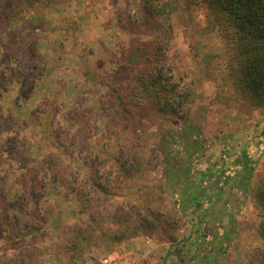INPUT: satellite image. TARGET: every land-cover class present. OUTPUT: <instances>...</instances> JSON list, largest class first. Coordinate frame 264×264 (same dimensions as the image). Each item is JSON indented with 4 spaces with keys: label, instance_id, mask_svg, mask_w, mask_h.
<instances>
[{
    "label": "rangeland",
    "instance_id": "obj_1",
    "mask_svg": "<svg viewBox=\"0 0 264 264\" xmlns=\"http://www.w3.org/2000/svg\"><path fill=\"white\" fill-rule=\"evenodd\" d=\"M28 18L44 23L42 70L31 92L0 88V264H175L186 239L230 253L227 264H264V112L235 93L206 5L180 0L170 48L157 54L142 0H69ZM162 58L180 85L191 82L178 114L139 87ZM242 150L253 160L245 189ZM90 216L127 237L77 250L70 226Z\"/></svg>",
    "mask_w": 264,
    "mask_h": 264
},
{
    "label": "trees",
    "instance_id": "obj_2",
    "mask_svg": "<svg viewBox=\"0 0 264 264\" xmlns=\"http://www.w3.org/2000/svg\"><path fill=\"white\" fill-rule=\"evenodd\" d=\"M68 1L0 0V88L3 91H7L11 83H16L19 94L24 90L31 92L36 84L35 77H39L42 70L43 61L35 32L45 30L44 23L41 20L35 23L28 15L33 13L40 16L45 10L64 6ZM179 1L142 0L146 17L152 21V28L158 33L153 48L156 54L162 48H170L172 31L170 14ZM184 2H200L206 5L210 21L225 38L229 49L226 70L232 78L235 93L264 112V0H184ZM152 63L154 61H151ZM166 66V58L155 61L151 69L147 68L143 72L139 87L148 95H154L159 112L173 115L178 114L193 101L192 89L191 82L180 85L184 76L178 74L176 81L174 73ZM252 164L253 160L247 156L246 150H242L239 165L243 180L238 184L240 189H245L249 185L247 179L252 174ZM163 172L172 184H179L177 176L171 173V169L164 168ZM182 173H187L186 167ZM180 184L182 186L179 188L180 193L182 190L186 191V186ZM103 188L108 192L105 187ZM203 191L201 188L199 193ZM199 193L190 200L196 202ZM258 197L264 201V182L260 185ZM8 205L15 206L12 203ZM195 206L199 208L200 204L196 202ZM34 212L37 210L34 209ZM88 219L85 227L76 224L70 226L72 231L70 245H74L81 252L94 248L105 240L117 242L127 237L116 235L115 230L110 227L102 228L93 216ZM24 230L23 234L35 232L38 230V224L32 223ZM259 236L264 240V217L259 223ZM26 264L36 263L30 260Z\"/></svg>",
    "mask_w": 264,
    "mask_h": 264
},
{
    "label": "crops",
    "instance_id": "obj_3",
    "mask_svg": "<svg viewBox=\"0 0 264 264\" xmlns=\"http://www.w3.org/2000/svg\"><path fill=\"white\" fill-rule=\"evenodd\" d=\"M221 210H223V212H226L227 208L226 207L220 208V212ZM228 214L230 215V218L233 217V213L228 212ZM221 225L226 227V225L222 222H221ZM223 230H224L223 231L224 234H226V232L228 233L227 229H223ZM206 241L208 242L207 237L205 239V242ZM244 247L246 248L248 246L244 245ZM213 249L216 250V248H213ZM174 251L175 252L173 254V257H176L175 264H210L211 262L214 264H219L220 262H222L220 264H227L228 263L227 260L230 255V253L215 254L214 252L208 254L204 246L203 248H200L198 245L196 246V243L194 240L190 241L189 239L181 241V244L177 245V248ZM165 252L166 253L164 254V257H166L168 253V249ZM228 252H231V251H228ZM240 257H241V260H240L241 262H239L238 264H246L247 260H245L244 255H240Z\"/></svg>",
    "mask_w": 264,
    "mask_h": 264
},
{
    "label": "built area",
    "instance_id": "obj_4",
    "mask_svg": "<svg viewBox=\"0 0 264 264\" xmlns=\"http://www.w3.org/2000/svg\"><path fill=\"white\" fill-rule=\"evenodd\" d=\"M103 262H104V263H108V262H109L108 258L103 259ZM110 262H111V261H110Z\"/></svg>",
    "mask_w": 264,
    "mask_h": 264
}]
</instances>
